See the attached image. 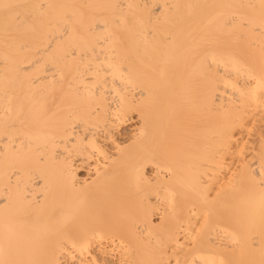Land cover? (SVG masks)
I'll return each instance as SVG.
<instances>
[{
  "label": "bare ground",
  "instance_id": "6f19581e",
  "mask_svg": "<svg viewBox=\"0 0 264 264\" xmlns=\"http://www.w3.org/2000/svg\"><path fill=\"white\" fill-rule=\"evenodd\" d=\"M0 264H264V0H0Z\"/></svg>",
  "mask_w": 264,
  "mask_h": 264
}]
</instances>
